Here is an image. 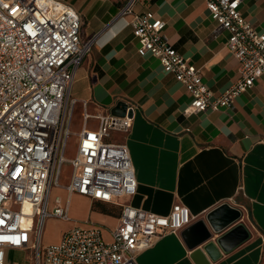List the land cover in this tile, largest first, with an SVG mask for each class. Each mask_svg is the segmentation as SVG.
Wrapping results in <instances>:
<instances>
[{
    "label": "built area",
    "instance_id": "built-area-1",
    "mask_svg": "<svg viewBox=\"0 0 264 264\" xmlns=\"http://www.w3.org/2000/svg\"><path fill=\"white\" fill-rule=\"evenodd\" d=\"M136 1L127 0L119 17L131 16L126 24L139 40L138 53L157 57L191 94L187 114L232 107L264 74V28L258 30L242 14L243 0H205L217 31L229 32L226 46L239 61L237 80L215 97L201 69L170 41L166 21L152 11L137 12ZM82 27L80 13L61 0H0V264H7L9 249H32L35 264H138L139 252L194 220L182 203L168 215L125 205L108 235L89 223L65 231L59 242L41 244L48 218L71 219L60 196L52 208L49 203L53 187L62 186L66 163L72 167L70 194L112 202L138 188L129 146L109 141L115 132H130L135 105L127 102L123 115L93 114L89 100L71 94L76 71L95 41L83 39ZM78 103L83 127L75 154L68 156ZM93 120L97 127L90 126Z\"/></svg>",
    "mask_w": 264,
    "mask_h": 264
},
{
    "label": "crops",
    "instance_id": "crops-1",
    "mask_svg": "<svg viewBox=\"0 0 264 264\" xmlns=\"http://www.w3.org/2000/svg\"><path fill=\"white\" fill-rule=\"evenodd\" d=\"M61 1L80 13L83 39L95 38L92 51L76 71L72 96L89 100L93 114L112 111L119 102L135 105L130 132H115L109 141L129 146L138 188L133 196L112 202L70 194L69 165L71 173L61 179V187H53L52 192L58 193L49 203L52 208L60 196L71 219L48 218L58 231L46 243L42 233L41 244L59 242L65 231L89 223L101 225L108 235L119 224L125 205L168 215L176 203H182L190 208L192 223L160 236L138 253V264L205 263V255L199 258L202 262L194 257L203 247L193 248L197 238L214 224L221 227L212 238L216 241L240 223L249 237L228 250L219 247L220 257L210 264H264V74L252 89L237 96L232 107L186 115L183 110L191 94L164 71L157 57L138 53L139 40L126 24L131 16L119 17L127 0ZM135 10L152 11L166 21L165 33L179 53L201 69L213 97L235 83L239 61L226 46L229 32L217 31L205 0H137ZM241 11L258 30L264 28V0H243ZM77 108L82 118L81 103ZM97 125L91 121V127ZM225 203L241 212L230 225L227 219L237 211L215 212ZM22 252H29L35 264L32 249H9L7 257Z\"/></svg>",
    "mask_w": 264,
    "mask_h": 264
},
{
    "label": "water",
    "instance_id": "water-1",
    "mask_svg": "<svg viewBox=\"0 0 264 264\" xmlns=\"http://www.w3.org/2000/svg\"><path fill=\"white\" fill-rule=\"evenodd\" d=\"M126 103L124 102H119L115 107L112 108V113L113 114H117V115H123L125 114L126 111ZM226 208H230L233 211H237V214H233L232 218L229 217L227 220V224L230 225L232 224L234 221L238 220L241 216V212L239 209L237 208H232L229 204L225 203L223 205H221L217 211H215L216 213L220 212V211H224L226 210ZM215 212H212L211 214H214ZM236 213V212H233ZM211 214L208 215V217H211ZM236 215V216H235ZM228 217V216H227ZM226 226V225H223ZM211 229H206L198 238V242L196 243L194 247L203 244V247L201 249H197L195 251L194 257L197 258L200 261V256L201 255H205V257L208 259L207 262L202 264H210L211 260H216L220 257L221 255V250H228L229 248H231L232 246L238 244L239 242H241L242 240L246 239L247 237H249V232L246 228V226L242 223L236 225L233 229H231L229 232L225 233L224 235H222L221 237H218V239H216V241L212 240L213 236L215 233H218L221 231V227L218 225H211ZM220 247V248H219Z\"/></svg>",
    "mask_w": 264,
    "mask_h": 264
},
{
    "label": "rangeland",
    "instance_id": "rangeland-1",
    "mask_svg": "<svg viewBox=\"0 0 264 264\" xmlns=\"http://www.w3.org/2000/svg\"><path fill=\"white\" fill-rule=\"evenodd\" d=\"M109 111L110 110H107V112ZM183 113L189 115L186 113V107L184 108ZM81 127H82L81 114L78 112V108H76L75 116L73 120V126H72L74 134L71 135V138L69 140L68 152H67L68 156H73L75 153L76 136L79 130L81 129ZM70 173H71V169L69 168V163H66L63 168V176H62L63 181L66 180L67 175ZM54 193L57 194L58 193L57 190L51 192V197ZM14 206L17 207L16 205ZM57 231H58V226L56 224H50L49 221L46 220L43 229V237H42L43 243H46V241H48L49 239L54 238ZM15 261H18L20 264H32V260L29 252L15 253L9 255L7 264H14Z\"/></svg>",
    "mask_w": 264,
    "mask_h": 264
},
{
    "label": "bare ground",
    "instance_id": "bare-ground-1",
    "mask_svg": "<svg viewBox=\"0 0 264 264\" xmlns=\"http://www.w3.org/2000/svg\"><path fill=\"white\" fill-rule=\"evenodd\" d=\"M31 210V206L29 204H25V212L29 213Z\"/></svg>",
    "mask_w": 264,
    "mask_h": 264
}]
</instances>
